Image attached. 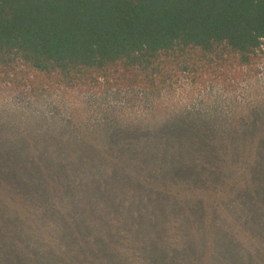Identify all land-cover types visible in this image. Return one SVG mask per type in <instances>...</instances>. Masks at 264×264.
Listing matches in <instances>:
<instances>
[{"label": "rangeland", "instance_id": "1", "mask_svg": "<svg viewBox=\"0 0 264 264\" xmlns=\"http://www.w3.org/2000/svg\"><path fill=\"white\" fill-rule=\"evenodd\" d=\"M37 166L120 178L121 203L141 196L127 186L157 188L172 177L160 243L135 244L121 218L106 231L122 243L98 231L67 239V264H264V48L251 64L219 63L157 92L115 80L76 88L33 76L10 82L0 71V199L20 219L50 223L47 209L7 183L8 171L32 182L26 171ZM23 251L18 244L15 264H24Z\"/></svg>", "mask_w": 264, "mask_h": 264}, {"label": "trees", "instance_id": "2", "mask_svg": "<svg viewBox=\"0 0 264 264\" xmlns=\"http://www.w3.org/2000/svg\"><path fill=\"white\" fill-rule=\"evenodd\" d=\"M263 48L264 0H0V71L10 82L33 76L42 84L76 88L115 80L157 92L219 63L251 64ZM26 172L32 182L8 171L7 183L19 192L23 188L52 221L20 219L0 199V264H15L18 244L24 247V264H67L60 257L67 239L86 240L89 231H98L122 243L117 232L106 231L121 218L128 231H136L135 244L160 243L172 206L165 191L172 177L157 188L127 186L141 196L127 197L124 204L115 197L123 190L120 178L100 171L47 174L37 166ZM122 207L129 213L123 215Z\"/></svg>", "mask_w": 264, "mask_h": 264}]
</instances>
